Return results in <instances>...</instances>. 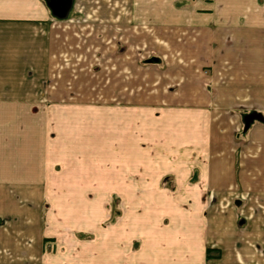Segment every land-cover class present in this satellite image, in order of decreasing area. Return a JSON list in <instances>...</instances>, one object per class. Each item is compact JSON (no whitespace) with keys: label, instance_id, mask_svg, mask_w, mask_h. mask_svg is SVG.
Instances as JSON below:
<instances>
[{"label":"crops","instance_id":"crops-1","mask_svg":"<svg viewBox=\"0 0 264 264\" xmlns=\"http://www.w3.org/2000/svg\"><path fill=\"white\" fill-rule=\"evenodd\" d=\"M55 64H128L131 76L145 69L155 97L136 110L109 108L106 99L94 111L59 109L47 101L60 92L45 87ZM131 79L128 85L140 84ZM251 106L264 119V0H0V215L15 216L9 224L20 228L11 231L22 240L10 239L34 253L11 259L43 261L37 214L44 196L85 197L94 165L103 195L111 184L122 196L124 164H146L135 176L145 183L135 187L155 197L153 214L117 223L115 261L101 232L103 264H264V173L223 174L216 163L209 173L183 172V139L192 125L185 122L184 130L183 117L234 116L233 109ZM144 111L153 123L136 120ZM142 134L148 156L125 160V149L141 148ZM255 149L241 153L239 163L250 160L260 170L264 153ZM62 161L67 171L55 172ZM166 177L172 191L161 184ZM207 188L232 195L241 189L259 200L203 210ZM187 198L199 203L186 206ZM133 239L138 251L125 263L122 246Z\"/></svg>","mask_w":264,"mask_h":264},{"label":"rangeland","instance_id":"rangeland-1","mask_svg":"<svg viewBox=\"0 0 264 264\" xmlns=\"http://www.w3.org/2000/svg\"><path fill=\"white\" fill-rule=\"evenodd\" d=\"M85 55L87 56V54ZM127 65L107 64L106 68L104 64L103 66L101 64H55L52 68L53 72H51L54 75L52 76L50 73L45 87L49 92L55 90L56 93L60 92V95L56 100H53L54 102H47L58 104L56 106L59 109L75 108L92 111L98 110L100 105L105 103V99L109 108L123 107L125 110H136L137 106L146 107L152 101L150 99L155 97L152 86H149L147 82L151 74L149 71L141 69L131 76ZM141 65L146 66V64ZM204 73H207V70H204ZM131 77H136L140 84H137V86L128 85L127 82L132 80ZM154 78L155 76H152L150 79L153 80ZM72 81H75V84ZM256 108L257 106H251L246 111L236 108L232 110L234 116L226 117L210 116L205 113L183 117L184 130L185 122L188 121V125L192 124L189 126L191 130L187 132L183 139V145L187 144L189 146L183 149V157L189 160L187 165H183V172L186 169L191 175L202 169V171L209 173L212 166L215 165L213 163H216V168H220V172H223V174L232 172V170L233 173L241 171L240 174L244 175L247 173H264V165H261V169L258 170L250 160L247 164L245 162L242 165L239 163L241 153H243V157L245 156V150L249 151V155L252 151H256L255 148L261 149V156L264 153V142H262L264 141V123H261V120L252 118L249 126L244 128L245 117L254 114ZM258 109L264 112V106ZM244 112L249 113L244 115ZM151 116L147 111H144L136 117V120H140L141 125H147L153 121ZM253 128L255 129L253 130ZM257 137L262 138V141H255ZM147 139L142 134L141 148L125 149L123 155L125 160L130 157L141 159L148 156L150 149L146 146ZM251 145L254 146L253 149L250 148ZM115 155L113 152L112 156ZM67 168L68 166L63 161L53 165L55 172L63 173L67 171ZM147 168L148 165L146 164H135L133 166L124 164L123 170L126 176H124V181L121 182L123 184V188L121 187L122 196L118 194L116 187L111 184H109L111 189L109 187L110 190L106 192L108 194L103 195V191H100L98 165L92 166L93 172H95L92 187L91 190L84 192L85 197L44 196V203L40 206L37 214L45 236L41 244V251L44 252L42 262L36 258L32 261L30 259L25 261L11 259V257L15 259V256H34V253L33 249L29 248L26 243L17 245L16 241L10 239L13 238L12 236H17L20 240L22 237L20 234L11 231L13 228H20L17 227L19 226L17 224L16 227H11L12 224H9L15 216L13 214L0 215V264H48L52 257L57 258V256H59L58 264H103L99 252L103 246L100 233L104 231L108 233L109 237L108 255L112 256L115 261L117 246L114 236L117 223L125 226L128 219L132 217L137 224L140 221H146L148 216L153 214L152 212L149 215V205L155 197L147 196L143 191L137 194L135 187L137 183H145L141 180L137 182L135 176L139 178L140 173L147 172ZM161 184L171 191L175 189L174 182L169 177H166ZM210 191L211 188H207L204 197L201 198L203 201L202 206H204L203 210L205 208L208 210L212 203L216 204L214 205L216 207H218L217 204L221 205L222 207L219 208L224 209V211L227 209L228 203L235 205L237 209L240 208L238 206L240 203L241 205L247 204L254 207L252 202L257 203L259 200V198L246 197V193L241 189L237 190L234 195L227 192L217 193L212 191L210 193ZM187 199L186 206L199 203L192 198ZM235 199L240 201L235 203ZM46 200H49L50 203ZM203 212L205 214V211ZM237 214L242 218L243 213L241 211ZM82 220L90 224L88 226L80 225L84 222ZM111 240H113L112 243ZM23 242H26V240H23ZM139 244L138 239L123 244L122 256L125 263L131 261V255L133 252L138 251ZM45 253L49 257L48 261ZM206 253L207 256L213 255L212 250H206Z\"/></svg>","mask_w":264,"mask_h":264},{"label":"water","instance_id":"water-1","mask_svg":"<svg viewBox=\"0 0 264 264\" xmlns=\"http://www.w3.org/2000/svg\"><path fill=\"white\" fill-rule=\"evenodd\" d=\"M247 116L245 117V126H244V128H247L249 126V123L252 120V118H256V119L261 120V121L264 120L263 117L261 116V114L258 113V112H254V114H252V115L250 114V115H247Z\"/></svg>","mask_w":264,"mask_h":264}]
</instances>
